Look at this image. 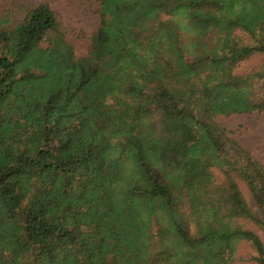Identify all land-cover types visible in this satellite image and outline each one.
Masks as SVG:
<instances>
[{
  "label": "trees",
  "instance_id": "obj_1",
  "mask_svg": "<svg viewBox=\"0 0 264 264\" xmlns=\"http://www.w3.org/2000/svg\"><path fill=\"white\" fill-rule=\"evenodd\" d=\"M93 4L82 55L0 15V264H264V164L215 121L264 111V0Z\"/></svg>",
  "mask_w": 264,
  "mask_h": 264
},
{
  "label": "rangeland",
  "instance_id": "obj_2",
  "mask_svg": "<svg viewBox=\"0 0 264 264\" xmlns=\"http://www.w3.org/2000/svg\"><path fill=\"white\" fill-rule=\"evenodd\" d=\"M47 2L55 12L59 28L66 40L74 49L76 55L85 54L89 38L98 26V15L93 0H0V15L8 13L14 22L32 6ZM236 37L242 42H248V36L239 30ZM264 63V53H257L240 62L234 73H245L259 68ZM215 121L241 146L249 150L264 164V111L251 113H238L228 116H216ZM243 195L248 198L243 182L239 181ZM254 229L264 242V232L259 228L244 223ZM252 248L248 243L236 245L234 262L232 264H256L251 260Z\"/></svg>",
  "mask_w": 264,
  "mask_h": 264
}]
</instances>
